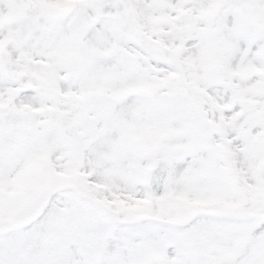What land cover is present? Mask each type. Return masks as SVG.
I'll return each mask as SVG.
<instances>
[{"label":"snow or ice","instance_id":"1","mask_svg":"<svg viewBox=\"0 0 264 264\" xmlns=\"http://www.w3.org/2000/svg\"><path fill=\"white\" fill-rule=\"evenodd\" d=\"M0 264H264V0H0Z\"/></svg>","mask_w":264,"mask_h":264}]
</instances>
